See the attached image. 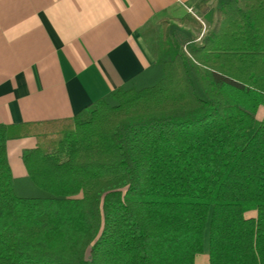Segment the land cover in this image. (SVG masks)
Masks as SVG:
<instances>
[{"label": "trees", "instance_id": "16d2710c", "mask_svg": "<svg viewBox=\"0 0 264 264\" xmlns=\"http://www.w3.org/2000/svg\"><path fill=\"white\" fill-rule=\"evenodd\" d=\"M158 24L147 84L0 124V264H202L205 242L206 264H264V115L230 92L264 106V0H218L200 44ZM29 134L16 179L5 143Z\"/></svg>", "mask_w": 264, "mask_h": 264}, {"label": "crops", "instance_id": "0c3cea01", "mask_svg": "<svg viewBox=\"0 0 264 264\" xmlns=\"http://www.w3.org/2000/svg\"><path fill=\"white\" fill-rule=\"evenodd\" d=\"M217 5L218 0H0V124L67 119L120 85L146 80L157 58L159 21L178 26L183 43L200 44L215 23ZM185 15L200 26L183 22ZM35 145L32 134L6 140L13 178L26 176L22 153Z\"/></svg>", "mask_w": 264, "mask_h": 264}, {"label": "rangeland", "instance_id": "374dc122", "mask_svg": "<svg viewBox=\"0 0 264 264\" xmlns=\"http://www.w3.org/2000/svg\"><path fill=\"white\" fill-rule=\"evenodd\" d=\"M201 6V3L199 5V8ZM205 9V6L204 8ZM192 25V24H191ZM175 31V39L178 40L180 38L179 34H180V28L178 26H176V29H174ZM179 41V40H178ZM181 44H183V40L180 38L179 41ZM149 81L147 80H141L138 81V85H144L147 84ZM230 92L232 94V96L234 97V99L246 110H248L249 112H251L256 119L261 120L263 115H264V106H263V102H262V97L258 94H254V93H244L242 91L239 90H234V89H230ZM206 255H207V244L205 242V246H204V254H202L199 257V262H201L202 264H206Z\"/></svg>", "mask_w": 264, "mask_h": 264}]
</instances>
